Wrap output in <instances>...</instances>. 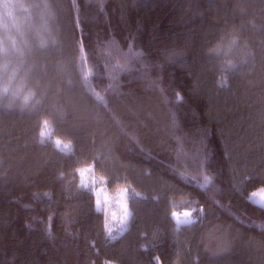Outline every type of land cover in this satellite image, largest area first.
Segmentation results:
<instances>
[{
  "label": "trees",
  "instance_id": "obj_1",
  "mask_svg": "<svg viewBox=\"0 0 264 264\" xmlns=\"http://www.w3.org/2000/svg\"><path fill=\"white\" fill-rule=\"evenodd\" d=\"M14 2L30 53L0 80V264H264V0ZM90 164L129 189L115 235Z\"/></svg>",
  "mask_w": 264,
  "mask_h": 264
},
{
  "label": "rangeland",
  "instance_id": "obj_2",
  "mask_svg": "<svg viewBox=\"0 0 264 264\" xmlns=\"http://www.w3.org/2000/svg\"><path fill=\"white\" fill-rule=\"evenodd\" d=\"M41 138L42 140L52 142L57 148L63 151L71 150V144L68 141H64L53 136L51 127L47 122H43ZM81 172H83V176L81 175ZM78 174L80 184L82 185L83 181L87 187L93 190L96 200L99 198L101 201L99 206L96 203V207L102 210L105 215V225L108 232L112 235H115L117 232L121 231L129 218L128 216V218L123 223H121V218L124 216L125 208L128 210L126 200L127 194L129 193L128 187L124 186L114 193H109L105 186V179L94 172L92 164L81 167L78 170ZM125 189L128 191L125 192ZM250 197L258 204H264V189L256 190L251 194ZM177 216H179L182 221L185 219L184 214H177ZM174 220L177 222L175 216ZM108 264L114 263L108 262Z\"/></svg>",
  "mask_w": 264,
  "mask_h": 264
},
{
  "label": "snow or ice",
  "instance_id": "obj_3",
  "mask_svg": "<svg viewBox=\"0 0 264 264\" xmlns=\"http://www.w3.org/2000/svg\"><path fill=\"white\" fill-rule=\"evenodd\" d=\"M32 7H40V5H33ZM24 5L14 2V0H0V25H2L4 31L8 33L3 38H0V80L12 82L14 81L20 73V66L14 63V60H22L26 55L30 53V49H27L26 42L25 47L22 48L17 41V39L12 36L10 33L15 29L18 33L20 32L19 26L17 24V17L14 14L16 10L23 9ZM23 35L22 33H20ZM235 43L229 45V50H231V46ZM41 48L45 47L44 43L41 42ZM213 52L219 54L221 49H213ZM228 68H235L236 65L231 61L224 62ZM5 93L9 91L7 87L3 89ZM35 98V93H31L29 96L24 97V101L27 103L30 99ZM101 103H106L102 97L98 98ZM40 103V102H37ZM46 123V122H45ZM83 176V172H81ZM208 180V177H205V181ZM82 186L87 187L86 184L82 181ZM128 190L125 189V192ZM97 205L99 206L101 201L99 198L96 200ZM130 213L128 212L127 208L124 210V216L121 218V223H123ZM185 217H188L190 214L185 213ZM173 216L176 217L178 223H187L189 222L187 219L181 220L176 213H173ZM110 231V230H109ZM108 264V262H106Z\"/></svg>",
  "mask_w": 264,
  "mask_h": 264
}]
</instances>
